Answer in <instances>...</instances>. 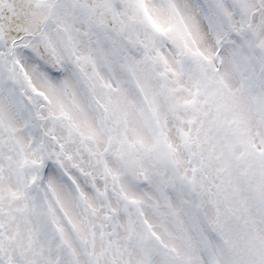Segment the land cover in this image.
I'll list each match as a JSON object with an SVG mask.
<instances>
[{
	"label": "snow or ice",
	"instance_id": "6c2138e0",
	"mask_svg": "<svg viewBox=\"0 0 264 264\" xmlns=\"http://www.w3.org/2000/svg\"><path fill=\"white\" fill-rule=\"evenodd\" d=\"M0 264H264V0H0Z\"/></svg>",
	"mask_w": 264,
	"mask_h": 264
}]
</instances>
